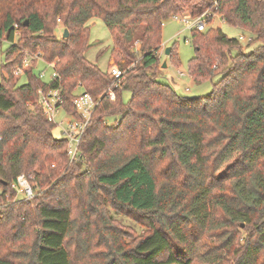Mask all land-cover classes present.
<instances>
[{
    "label": "trees",
    "instance_id": "1",
    "mask_svg": "<svg viewBox=\"0 0 264 264\" xmlns=\"http://www.w3.org/2000/svg\"><path fill=\"white\" fill-rule=\"evenodd\" d=\"M205 12L188 73L219 79L184 97L159 77L164 21ZM215 16L249 32L251 50ZM93 18L120 78L86 56ZM0 40V264H264V0H0ZM168 59L181 64L176 43ZM55 89L76 117L78 90L98 101L75 160L39 102ZM20 174L33 197H18Z\"/></svg>",
    "mask_w": 264,
    "mask_h": 264
},
{
    "label": "rangeland",
    "instance_id": "2",
    "mask_svg": "<svg viewBox=\"0 0 264 264\" xmlns=\"http://www.w3.org/2000/svg\"><path fill=\"white\" fill-rule=\"evenodd\" d=\"M181 15V14H180ZM91 24V35L90 42L93 44L92 48L87 52V58L99 64V66L106 70L110 69L111 66L116 65L113 60L110 59V53L106 49L112 45L113 39L109 28L106 26L104 21L100 18H93L90 21ZM213 26L221 27L222 30L231 37L239 38L241 35L246 37L251 36L247 31H244L238 27L231 26L227 24L220 16H215L213 21ZM64 26L60 24L56 29V33L59 37H63ZM244 47V51L248 52L251 50L252 46L248 45L247 40L241 41ZM177 44L179 58L181 64L179 66L173 65L168 56L165 54V49L171 47L173 44ZM10 43L6 40H0V76L2 74V66L5 62L4 51L9 47ZM161 58L162 61H168L167 67L160 68V80L170 83L177 93L184 97H199L204 96L212 92L213 83L218 81L219 76L214 77V79L207 80L202 83L195 82L188 73V64L191 58L195 54V48L191 39V27L186 23L182 22L174 17L169 18L164 21L163 26V43H162ZM105 51V53L98 58L99 54ZM29 67V66H28ZM37 74H42L44 81H51L54 75L53 65L46 63L44 60H39L37 67L35 69ZM183 72L184 74H181ZM18 76V75H17ZM20 83L27 82L28 78L26 74L19 75ZM83 90H78V94L82 93ZM130 97V92L124 93V100L127 101ZM72 117L64 108L60 107L55 111L56 127L54 129V135L58 138H63L64 128L67 127V121ZM116 119H119V115L111 116L108 118L107 122L112 124ZM2 191L0 187V192ZM18 197H25V193L18 190ZM129 226L135 227L139 232H142L143 228L135 223L132 219L127 217H120Z\"/></svg>",
    "mask_w": 264,
    "mask_h": 264
},
{
    "label": "built area",
    "instance_id": "3",
    "mask_svg": "<svg viewBox=\"0 0 264 264\" xmlns=\"http://www.w3.org/2000/svg\"><path fill=\"white\" fill-rule=\"evenodd\" d=\"M210 14L205 12L204 14L193 17L190 14L184 15H175L174 18L186 22L191 28L196 27L199 30H205L208 27L207 17ZM240 41L247 40V42L252 40V36L241 35L239 37ZM30 65V60L26 59L23 65L16 66L14 68L15 75H22L25 73L26 68ZM111 75L114 78H120L123 76L124 72L117 66L113 65L109 69ZM181 74H184L181 72ZM42 76V74H41ZM57 76V73L54 72L53 78ZM60 91L59 89L50 90V91H40L39 102L43 107L44 112L47 115V118L50 121L55 120V111L59 109L58 103L60 101ZM112 99H115V92L110 90L109 93ZM74 104L76 106L77 112L80 115L72 117L67 121V127L64 128V136L67 139V153L70 157V160L78 159L82 156V151L79 148L82 136L88 126L92 114L98 105V101L87 92H82L76 97ZM14 186L25 193L27 198H31L35 195V191L29 182L28 178L24 174L18 175Z\"/></svg>",
    "mask_w": 264,
    "mask_h": 264
},
{
    "label": "water",
    "instance_id": "4",
    "mask_svg": "<svg viewBox=\"0 0 264 264\" xmlns=\"http://www.w3.org/2000/svg\"><path fill=\"white\" fill-rule=\"evenodd\" d=\"M27 23H28V20L25 21V24H27ZM68 35H69V31H68V29L66 28V29H64L63 37H68ZM170 52H171V47H167V48L165 49V54H166L167 56H169V55H170ZM167 66H168V61H167V60H164V62H163V64H162V67H167Z\"/></svg>",
    "mask_w": 264,
    "mask_h": 264
},
{
    "label": "crops",
    "instance_id": "5",
    "mask_svg": "<svg viewBox=\"0 0 264 264\" xmlns=\"http://www.w3.org/2000/svg\"><path fill=\"white\" fill-rule=\"evenodd\" d=\"M161 52H162V50H161Z\"/></svg>",
    "mask_w": 264,
    "mask_h": 264
}]
</instances>
